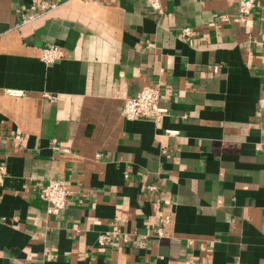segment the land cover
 Instances as JSON below:
<instances>
[{
    "label": "crops",
    "instance_id": "0c3cea01",
    "mask_svg": "<svg viewBox=\"0 0 264 264\" xmlns=\"http://www.w3.org/2000/svg\"><path fill=\"white\" fill-rule=\"evenodd\" d=\"M239 1L0 0V264H264V0ZM154 84L167 114L125 119Z\"/></svg>",
    "mask_w": 264,
    "mask_h": 264
},
{
    "label": "built area",
    "instance_id": "2783aa9c",
    "mask_svg": "<svg viewBox=\"0 0 264 264\" xmlns=\"http://www.w3.org/2000/svg\"><path fill=\"white\" fill-rule=\"evenodd\" d=\"M89 3H98L100 0H81ZM150 10L162 13L161 0H145ZM39 15L55 7L54 4L43 2L38 5ZM255 6V0H240L238 5V20L241 23H247L250 14ZM32 14L25 13L22 16V23L32 20ZM185 36L191 35V29L185 27L182 29ZM65 55L64 49L58 45L48 43L41 53V59L45 63H52L62 59ZM160 87L157 84L142 87L134 96L124 99L121 114L127 120H149L157 123L167 114V109L159 105ZM168 134V133H167ZM154 187H150L152 189ZM70 191L61 181L49 180L41 188L39 198L46 203V212L49 215H56L64 209L70 197ZM115 233V232H114ZM158 237L163 235L160 229H157ZM106 240V234L98 237V243L103 244Z\"/></svg>",
    "mask_w": 264,
    "mask_h": 264
}]
</instances>
